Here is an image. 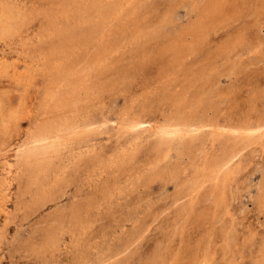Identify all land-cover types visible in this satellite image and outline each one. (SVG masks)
Returning a JSON list of instances; mask_svg holds the SVG:
<instances>
[{
  "label": "bare ground",
  "instance_id": "obj_1",
  "mask_svg": "<svg viewBox=\"0 0 264 264\" xmlns=\"http://www.w3.org/2000/svg\"><path fill=\"white\" fill-rule=\"evenodd\" d=\"M148 1L43 0L38 4L37 19L61 20L69 28L85 25L80 33L71 35V60L64 65L56 62L40 72L43 90L41 94L39 88L35 90V106L27 113L29 128L11 154L17 169L14 178L32 191L26 202L16 200L15 206L26 210L23 219H27L64 196L69 203L30 224L24 239L15 220L13 243L5 242L14 214L7 210L5 193L0 190V253L5 244L12 247L17 243L33 262L47 264L62 254L67 264H81L86 226L93 214L112 215L126 208L136 212L132 214L152 212L153 189L158 188L161 194L169 182L186 196L185 209H197L206 197L214 202L209 218L225 212L227 187L241 150L260 137L264 125L260 119L233 124L227 114L219 112V103L225 98L215 101L216 95L222 94L218 91L219 66L228 70L230 50L227 41L212 48L216 37L205 34L204 28L205 21L228 0H188L201 1L203 6L190 37L180 34L159 46L151 45L159 42L148 35L124 38L101 30L104 24L137 17L136 6ZM12 18L0 15L1 38ZM126 51L130 61L123 63ZM248 102L255 104L253 95ZM109 115L115 117L117 134L99 142ZM218 134L224 135L225 142L216 153ZM179 146L187 152L192 147L203 152L201 160L192 164L190 177L181 164ZM173 150L175 158H171ZM59 159L63 165L57 172ZM69 184L73 187L67 193ZM260 189L263 198L264 181ZM137 223L133 221L134 226ZM131 244L128 240L115 248L107 241L106 246L113 249L112 259L105 257L96 264L117 263L132 250ZM203 244L205 248L196 247L192 252L186 245L175 251L172 245L165 247L158 263L156 259L153 262L208 264L213 252L208 243ZM260 264H264V247Z\"/></svg>",
  "mask_w": 264,
  "mask_h": 264
},
{
  "label": "rangeland",
  "instance_id": "obj_2",
  "mask_svg": "<svg viewBox=\"0 0 264 264\" xmlns=\"http://www.w3.org/2000/svg\"><path fill=\"white\" fill-rule=\"evenodd\" d=\"M39 3L42 4L43 0H0V15H13L9 27L5 28V37H0V190L5 193L3 199L7 210L14 214L5 238V242L12 243L16 224H19L21 239H24L30 231V224L69 203L64 196L57 204L50 203L38 215L27 219H23L26 210L22 206L17 210L15 206L16 200L26 202L32 191L24 188V182L20 183L14 178L17 169L11 154L29 128L27 113L35 106V90L39 88L40 94L43 90L40 72L56 62L64 65L71 60L68 51L74 39L71 35H76L77 31L80 33L85 25L78 23L69 28L61 20L37 19L41 11ZM263 5L264 0H228L205 21V34L216 37L211 42L212 48L228 42L229 68L226 71L219 66L218 91L222 94H217L215 101L220 102V98H225L219 103V112L220 115L227 114L233 124L242 119L251 122L260 119L264 123ZM202 7L201 1L149 0L145 5L136 6L137 17L111 26L104 24L101 30L124 38L148 35L159 42L151 45L159 46L180 34L190 37L191 28L199 20ZM169 11L170 15L166 16ZM59 28L61 32H57ZM123 55L125 58L121 62L130 61L129 51ZM251 95L255 99L252 106L248 102ZM102 129L104 131L97 139L99 142L108 141L117 134L113 115H109ZM260 129L263 131L260 137H255L253 143L241 150L239 165L227 187L223 214L215 219L209 218L214 202L206 197L201 199L197 209H185L186 196L182 190L179 191V186L175 187L169 182L161 194L158 188L153 189L151 196L154 197L155 206L152 212L132 214L136 212L126 208V211L112 215L93 214L86 226L81 264L100 263L105 257L111 260L113 249L106 246L107 241L116 248L128 240L132 241V250L119 257L115 264H155L158 263L157 259H161L159 256L165 253V247L168 249L172 245L175 251L186 245L192 252L196 247H203V243H208L210 252H213L209 254L208 264H260L264 247V196L262 198L260 189L264 181V125ZM223 136H217L216 153L223 148ZM209 138H206L204 146ZM179 151L181 164L190 177L193 174L192 164L201 160L203 152H197L196 147L187 152L182 146H179ZM175 157L176 150H173L171 158ZM56 165L59 172L63 159L57 160ZM71 187L73 185L69 184L67 193L72 190ZM2 218L0 212V225ZM133 221H138L136 226ZM58 226L57 223L55 229ZM61 229L66 230V226ZM17 245H4L0 264H42L24 256V249ZM66 260L61 254L48 260L47 264H67Z\"/></svg>",
  "mask_w": 264,
  "mask_h": 264
}]
</instances>
